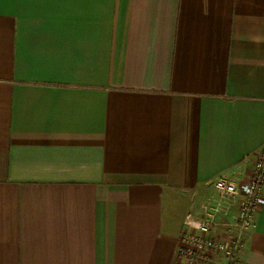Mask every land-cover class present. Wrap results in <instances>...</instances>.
Instances as JSON below:
<instances>
[{
  "label": "crops",
  "instance_id": "obj_1",
  "mask_svg": "<svg viewBox=\"0 0 264 264\" xmlns=\"http://www.w3.org/2000/svg\"><path fill=\"white\" fill-rule=\"evenodd\" d=\"M263 146L264 0H0V264H207L185 218Z\"/></svg>",
  "mask_w": 264,
  "mask_h": 264
},
{
  "label": "built area",
  "instance_id": "obj_2",
  "mask_svg": "<svg viewBox=\"0 0 264 264\" xmlns=\"http://www.w3.org/2000/svg\"><path fill=\"white\" fill-rule=\"evenodd\" d=\"M210 185L215 200L204 205L202 217L186 216L178 253L192 263L241 264L247 233L264 206V146L256 151L247 178L219 176Z\"/></svg>",
  "mask_w": 264,
  "mask_h": 264
}]
</instances>
